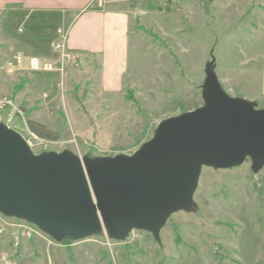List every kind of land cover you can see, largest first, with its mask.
Masks as SVG:
<instances>
[{"label": "rangeland", "instance_id": "374dc122", "mask_svg": "<svg viewBox=\"0 0 264 264\" xmlns=\"http://www.w3.org/2000/svg\"><path fill=\"white\" fill-rule=\"evenodd\" d=\"M126 7L130 46L123 71L116 67L119 75L114 72L119 78L114 87L123 83V89L114 92L101 90L92 64L76 62L62 75L34 72L27 64L9 72L17 56L26 61H55L57 56L52 50L38 56L24 39L30 29L0 11V100L11 99L23 111L9 125L35 154L69 150L90 158L133 155L163 120L204 105L211 63L231 97L264 109V0H133ZM59 28L56 24L39 32L52 34ZM29 120L58 133L59 140L39 138L29 130ZM16 262L264 264V168L254 173L250 160L229 170L203 167L194 206L168 219L160 242L138 231L124 242L105 234L52 245L32 240Z\"/></svg>", "mask_w": 264, "mask_h": 264}, {"label": "water", "instance_id": "95a60500", "mask_svg": "<svg viewBox=\"0 0 264 264\" xmlns=\"http://www.w3.org/2000/svg\"><path fill=\"white\" fill-rule=\"evenodd\" d=\"M207 67L204 105L163 120L133 155L35 154L0 123V212L63 242L133 231L160 242L168 219L194 206L203 167L229 170L247 160L264 168V109L231 97Z\"/></svg>", "mask_w": 264, "mask_h": 264}, {"label": "crops", "instance_id": "0c3cea01", "mask_svg": "<svg viewBox=\"0 0 264 264\" xmlns=\"http://www.w3.org/2000/svg\"><path fill=\"white\" fill-rule=\"evenodd\" d=\"M132 1L0 0V11L20 18L24 27L30 29L24 33V39L35 48L33 50L38 56L46 57L51 53L50 42L57 34V31L52 34L39 31L56 24L67 28L68 48L82 59L81 64L77 59L75 65L87 67L92 64L93 74L96 71L99 74L101 90L114 92L123 89V83L114 87V83L119 84L116 76L119 70L115 69L118 67L123 71L130 46V12L126 6ZM18 30L23 31L21 28ZM41 45L49 49L44 51ZM53 54L56 55L55 52Z\"/></svg>", "mask_w": 264, "mask_h": 264}, {"label": "built area", "instance_id": "2783aa9c", "mask_svg": "<svg viewBox=\"0 0 264 264\" xmlns=\"http://www.w3.org/2000/svg\"><path fill=\"white\" fill-rule=\"evenodd\" d=\"M68 36V30L58 29L56 37L51 43V48L57 56L55 61L39 58H31L26 61L22 56H17L9 64V72L22 70L27 64V68L34 72L64 74L66 67L77 62V57L68 48ZM4 111H8V114L6 112L4 114L6 118L1 114ZM14 116L22 117L23 111L11 99L0 100V123H4L11 128L9 122ZM32 240L36 242L43 241L48 245L55 243L37 226L22 219L8 218L0 212V264H17L16 256L22 247Z\"/></svg>", "mask_w": 264, "mask_h": 264}, {"label": "trees", "instance_id": "16d2710c", "mask_svg": "<svg viewBox=\"0 0 264 264\" xmlns=\"http://www.w3.org/2000/svg\"><path fill=\"white\" fill-rule=\"evenodd\" d=\"M130 100H134V99H130ZM28 128L33 134L47 141H57L60 138L58 133L49 130L45 125L32 120L28 121ZM89 156L91 157V154H89ZM63 242L70 243L72 241L71 239H67Z\"/></svg>", "mask_w": 264, "mask_h": 264}]
</instances>
